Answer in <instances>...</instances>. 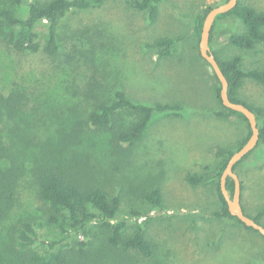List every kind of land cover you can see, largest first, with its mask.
Instances as JSON below:
<instances>
[{
  "label": "rangeland",
  "instance_id": "1",
  "mask_svg": "<svg viewBox=\"0 0 264 264\" xmlns=\"http://www.w3.org/2000/svg\"><path fill=\"white\" fill-rule=\"evenodd\" d=\"M225 1L162 0L157 20L152 22L147 12L131 10L125 0H109L102 8L76 14L69 21L67 27L74 32H95L98 28L105 36V40L93 38L98 48L103 45L100 53H89V44L72 53V60L66 56L58 61L21 56L0 43V87L9 86L19 75L25 85L42 88L39 94L45 108L33 114L32 119L36 122L32 132L35 141L50 142L58 163L73 164L85 181L100 183L120 195L122 215L131 210L144 214L142 226L155 253L151 259L142 257L140 264H264L262 235L247 230L236 220L215 216L222 205L215 179L198 186L186 179L189 174L216 178L221 164L217 149H235L248 134L247 124L239 117H216L215 113L223 110L216 99L217 82L199 57L194 34L195 16ZM245 1L264 12V0ZM243 30V23L234 16L219 20L212 50L224 60L242 57L245 70L264 69V46L244 52L226 41L225 33ZM40 31L44 39L46 27L41 26ZM161 38L177 41L167 58L160 57L152 47ZM71 46L69 43L67 51ZM64 61L74 68L70 72H75L72 77L77 78L76 87L86 88L90 76L107 80L110 86L121 81L137 102L179 104L185 110L157 117L133 154L119 159L111 151V134L93 131L87 127L84 115L75 111L77 104L67 92L71 86L60 81L65 75L59 65ZM95 65L99 70L93 73ZM69 79L72 80L70 76L66 80ZM239 99L264 108V87L247 80ZM49 105H53V113H45ZM123 117L130 122L125 112ZM70 131L82 135L72 147H66L63 139ZM236 174L243 185L242 204L247 213L256 216L264 212V145L240 164ZM155 189L162 191L163 209L144 200V194ZM33 194L30 185L23 194L25 202H34ZM38 209L42 216L40 204L34 210ZM47 234L53 238L62 236L55 228Z\"/></svg>",
  "mask_w": 264,
  "mask_h": 264
},
{
  "label": "trees",
  "instance_id": "2",
  "mask_svg": "<svg viewBox=\"0 0 264 264\" xmlns=\"http://www.w3.org/2000/svg\"><path fill=\"white\" fill-rule=\"evenodd\" d=\"M108 1L0 0V43L11 53L43 56L54 61L64 56L72 60V53L82 51L79 47L89 44L92 48L88 52L95 55L98 50L99 53L102 51L103 45L99 44L98 48L93 38L105 40L103 32L98 28L95 32L92 29L74 32L67 26L76 14L102 8ZM125 3L135 12H147L154 22L162 0H125ZM213 8H207L194 18L198 52L205 17ZM230 16L238 18L244 26L243 32L224 34L230 45L244 52L264 46V12L251 7L245 0H239L232 11L218 16L211 33V44L217 22ZM41 26L47 30L44 39ZM69 43L72 46L67 51ZM176 45L174 39L161 38L152 47L158 50L160 57L167 58ZM212 52L229 82L231 101L244 104L256 114L260 129L258 146L264 145V108L239 99V92L247 80L264 87V69L245 70L242 68V57L224 60L216 51ZM199 57L210 68L200 53ZM59 66L63 67L62 73L65 75L60 81L72 87H68L67 92L77 104L75 111L84 115L87 127H92L93 131L111 134V151L119 159L133 154V149L157 117L183 113L185 110L179 104L148 105L137 102L129 96L121 81L110 86L107 80L100 81L90 76L86 88L76 87L74 80L77 78L72 77L75 72H70L74 70L71 64L67 66L64 61ZM68 67H71L69 71ZM98 70L99 67L93 73ZM16 76L9 86L0 87V264H140L142 257L151 259L155 249L142 226V211L131 210L127 215H122L120 195H115L100 183L85 181L73 164L58 163L50 142L35 141L32 132L36 122L33 123L32 119L33 114L45 108L39 94L42 88L36 85L38 80L33 82L36 86L31 88L19 75ZM69 76L72 80H66ZM212 76L217 82L216 99L223 109L215 113L216 117H239L247 124L248 134L235 149H217L216 156L221 164L216 178L189 174L186 179L194 186L206 185L215 179L222 204L215 216L236 220L247 230L258 233L230 215L221 191V176L230 158L247 143L251 131L243 114L223 106L221 85L213 71ZM49 97L48 94L46 98ZM52 106L49 105L45 113H53L50 111ZM83 107L87 109L82 110ZM124 112L130 117L129 123L123 120ZM80 135L78 131H70L64 136L63 144L72 147L71 144ZM248 156L235 166V172ZM30 185L33 187L35 204L23 199L24 191ZM234 188V181L229 179L227 189L231 194ZM143 197L148 203L163 209L160 189L147 192ZM38 204L44 209L42 216L41 213L38 215L39 209L34 210ZM243 209L249 217L264 226V212L252 216L244 206ZM8 221L11 222L8 224ZM50 228L58 229L62 236L50 237L47 234Z\"/></svg>",
  "mask_w": 264,
  "mask_h": 264
},
{
  "label": "water",
  "instance_id": "3",
  "mask_svg": "<svg viewBox=\"0 0 264 264\" xmlns=\"http://www.w3.org/2000/svg\"><path fill=\"white\" fill-rule=\"evenodd\" d=\"M239 3V0H228L227 2L214 7L205 17L200 41L199 53L201 57L210 65L211 70L216 75L220 85V97L225 108L237 113L243 114L250 126L251 136L247 143L230 158L226 169L224 170L220 186L222 194L228 205V210L231 216L237 218L246 227L257 231L264 237V226L257 223L253 218L249 217L242 206V183L239 176L235 172V166L241 162L246 156L253 152L260 142V129L256 114L247 108L244 104L234 103L229 97V82L223 73L216 56L211 49V33L218 16L229 13ZM232 179L235 183L233 194L227 189L228 180Z\"/></svg>",
  "mask_w": 264,
  "mask_h": 264
}]
</instances>
